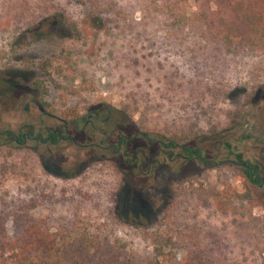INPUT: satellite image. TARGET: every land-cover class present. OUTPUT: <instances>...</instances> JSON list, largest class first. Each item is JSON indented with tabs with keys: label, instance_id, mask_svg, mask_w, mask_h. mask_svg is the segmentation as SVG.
I'll return each instance as SVG.
<instances>
[{
	"label": "rangeland",
	"instance_id": "rangeland-1",
	"mask_svg": "<svg viewBox=\"0 0 264 264\" xmlns=\"http://www.w3.org/2000/svg\"><path fill=\"white\" fill-rule=\"evenodd\" d=\"M64 7L70 19L84 11L75 0ZM185 9L194 10L193 0ZM48 29L52 31L48 36L18 31L9 43L0 62V130L16 132L22 123L37 120L32 102L36 99L45 110L61 117L105 105L130 136L138 128L139 114L131 110L128 94L137 81L134 70L124 64L128 37L120 35L113 41L99 32L95 39L102 43V49L88 59L72 46L66 21L52 23ZM44 31L47 33V24ZM140 45L136 44V55L150 51L146 44ZM108 48L118 60L110 77L101 70L102 65L93 67V61L100 62L103 49ZM157 58L164 59L162 71L166 73L179 64L173 55ZM139 72L143 89L157 94L153 76L145 73L144 67ZM118 73L124 77L121 82ZM148 76L152 78L143 82ZM240 104L236 97L222 105L233 108ZM249 111L247 137H241L240 124L225 134L233 144L229 152L214 140L203 141L199 145L204 157L219 162L240 151L244 160L264 166V111ZM4 141L1 137L0 197L7 198L24 186L45 195L46 201L31 213L44 218L55 232L65 262L76 257L91 263L108 258L111 264H148L155 258V264H174L188 249L211 257L215 264H264V188L248 184L234 165L159 158L150 167L144 164L139 169L137 162L125 164L117 155L87 162L83 156L86 149L49 154L43 147L32 149L33 141L24 145ZM144 145L150 153L159 146L137 135L128 142L127 151L139 159ZM126 201L136 207L134 217L127 211L120 215ZM135 221L146 227H133Z\"/></svg>",
	"mask_w": 264,
	"mask_h": 264
},
{
	"label": "trees",
	"instance_id": "trees-1",
	"mask_svg": "<svg viewBox=\"0 0 264 264\" xmlns=\"http://www.w3.org/2000/svg\"><path fill=\"white\" fill-rule=\"evenodd\" d=\"M75 1L84 11L70 19L64 5L73 0H0V62L18 31L48 36L50 24L66 21L72 46L88 59L102 49L95 39L99 32L113 41L120 35L128 37L124 64L137 78L135 87L128 90L131 110L139 114L138 129L149 136L185 146L223 136L217 140L226 144L227 133L245 123L250 109L264 111V0H193L194 10L189 12L185 9L189 0ZM137 43L146 44L150 51L136 55ZM163 54L179 60L168 73L162 71L164 59L157 58ZM117 62L110 48L103 49L93 67L102 65L110 77ZM141 67L153 76L143 82L152 78L157 94L143 89ZM117 75L121 82L123 75ZM236 97L240 106L222 105ZM46 199L27 186L0 197V264H111L108 258L96 263L76 257L63 261L55 232L44 218L31 213ZM129 205L126 201L121 216L126 211L131 217L138 214ZM133 227L146 226L135 221ZM156 262L154 258L148 264ZM174 264L215 262L187 249Z\"/></svg>",
	"mask_w": 264,
	"mask_h": 264
},
{
	"label": "flooded vegetation",
	"instance_id": "flooded-vegetation-1",
	"mask_svg": "<svg viewBox=\"0 0 264 264\" xmlns=\"http://www.w3.org/2000/svg\"><path fill=\"white\" fill-rule=\"evenodd\" d=\"M32 102L37 108L38 119L22 123L16 132H12L8 128L0 130V138L4 137V143H9L12 140L15 145H24L26 141H33L30 146L32 149L43 147V150L49 154L67 150L73 151L69 152L72 154L76 152L74 149H86L83 156L87 162L113 159L117 155L125 164L134 165L137 162L136 166L139 169L144 164H146L147 168L150 167L151 164L159 162V158L161 161L168 160L169 162L177 159L181 161L194 159L203 165L211 163L210 161L212 160L204 157L200 145L185 146L175 142L163 141L157 137H150L147 133L143 135L141 132L145 131H141L138 128L128 136L114 121L110 107L105 105L95 106L80 115L61 117L45 110L38 100L33 99ZM38 104L42 110L38 107ZM24 107L25 111H27V105ZM41 117H44V119ZM246 121L241 129V133H243L241 137H244V135L247 137L244 132L246 128H250ZM137 135L143 137L145 141L158 144L159 146L152 153H150L149 147L142 146L138 153L140 158L134 159V155L127 151V144L129 141H133ZM220 138H223V136ZM214 142L227 150V152L232 149L230 146L233 144H230L229 141L225 144L224 141L216 139ZM175 148L177 151H174ZM231 154L232 158H223L219 162L215 161L213 165L224 162L234 165L239 168L248 184L264 188L263 164L244 160L240 151L232 152ZM149 156L150 159L147 162L146 160ZM132 161H135V163H132Z\"/></svg>",
	"mask_w": 264,
	"mask_h": 264
},
{
	"label": "water",
	"instance_id": "water-1",
	"mask_svg": "<svg viewBox=\"0 0 264 264\" xmlns=\"http://www.w3.org/2000/svg\"><path fill=\"white\" fill-rule=\"evenodd\" d=\"M38 107L42 110L41 106L38 104ZM143 135H146V132H141ZM211 163H209V165H213L214 164V160H211L210 161ZM237 164H240V163H237Z\"/></svg>",
	"mask_w": 264,
	"mask_h": 264
}]
</instances>
